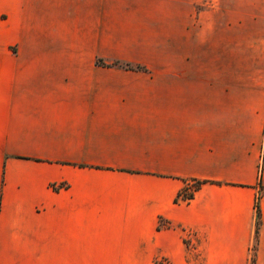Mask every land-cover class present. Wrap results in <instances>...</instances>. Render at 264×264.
<instances>
[{"label": "crops", "instance_id": "0c3cea01", "mask_svg": "<svg viewBox=\"0 0 264 264\" xmlns=\"http://www.w3.org/2000/svg\"><path fill=\"white\" fill-rule=\"evenodd\" d=\"M0 264H264V0H0Z\"/></svg>", "mask_w": 264, "mask_h": 264}, {"label": "rangeland", "instance_id": "374dc122", "mask_svg": "<svg viewBox=\"0 0 264 264\" xmlns=\"http://www.w3.org/2000/svg\"><path fill=\"white\" fill-rule=\"evenodd\" d=\"M204 5H205V3H204ZM152 64H153V67H154V68H159V62L152 63ZM115 65H116V66H119V67H121V68H137V69L148 68V67H146V66H144V65H133V64H126V63H115ZM192 184H193V182H190V185H192ZM194 184H195V186H196L197 183H194ZM192 186H193V185H192ZM188 189H189V188H188ZM194 190H195L194 187H190V191L186 190V191L182 194V198L184 199V194H185V199H188L186 196H187L188 194L193 193ZM189 200H191V199H189Z\"/></svg>", "mask_w": 264, "mask_h": 264}, {"label": "trees", "instance_id": "16d2710c", "mask_svg": "<svg viewBox=\"0 0 264 264\" xmlns=\"http://www.w3.org/2000/svg\"><path fill=\"white\" fill-rule=\"evenodd\" d=\"M195 183H197V182H195ZM199 187H200V183H197L196 186H195V190H198ZM186 197L188 199H192L193 198V193L188 194ZM256 209H257V220H258V226H259V223H260V215H261L259 204L256 205Z\"/></svg>", "mask_w": 264, "mask_h": 264}, {"label": "built area", "instance_id": "2783aa9c", "mask_svg": "<svg viewBox=\"0 0 264 264\" xmlns=\"http://www.w3.org/2000/svg\"><path fill=\"white\" fill-rule=\"evenodd\" d=\"M195 182H193V186L192 185H189V189H190V187H194L195 188V184H194ZM188 191H190V190H188ZM184 199H185V194H184ZM186 200H189V199H186Z\"/></svg>", "mask_w": 264, "mask_h": 264}]
</instances>
